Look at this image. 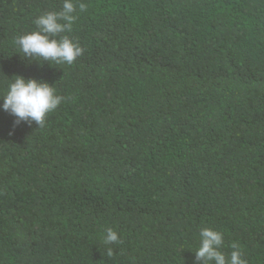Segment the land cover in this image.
I'll use <instances>...</instances> for the list:
<instances>
[{
    "label": "trees",
    "instance_id": "1",
    "mask_svg": "<svg viewBox=\"0 0 264 264\" xmlns=\"http://www.w3.org/2000/svg\"><path fill=\"white\" fill-rule=\"evenodd\" d=\"M73 2L65 65L13 43L63 0H0V96L65 98L43 128L0 109V264H194L204 227L264 264V0Z\"/></svg>",
    "mask_w": 264,
    "mask_h": 264
},
{
    "label": "clouds",
    "instance_id": "2",
    "mask_svg": "<svg viewBox=\"0 0 264 264\" xmlns=\"http://www.w3.org/2000/svg\"><path fill=\"white\" fill-rule=\"evenodd\" d=\"M78 7L80 12L87 10V5L83 2ZM76 13L77 4L73 0H63L60 11H48L39 15L33 21L35 31L14 39L16 53L29 63L47 61L50 64L72 65L84 53V49L65 34L72 32L77 19ZM10 80L6 92L0 96L3 101L0 109L16 118L14 126L35 123L38 128H43L47 115L56 110L65 98L56 94L54 85L42 80L26 79L19 75ZM13 132L14 129L9 135ZM120 242V235L115 230L106 229L102 243L106 247L107 256L113 255L109 246ZM223 245L224 235L221 231L202 228L199 232V246L193 251L194 264H247L237 243L231 245L232 251L227 256L221 250Z\"/></svg>",
    "mask_w": 264,
    "mask_h": 264
}]
</instances>
